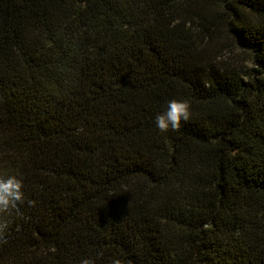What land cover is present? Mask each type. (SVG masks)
Returning a JSON list of instances; mask_svg holds the SVG:
<instances>
[{
  "label": "trees",
  "instance_id": "obj_1",
  "mask_svg": "<svg viewBox=\"0 0 264 264\" xmlns=\"http://www.w3.org/2000/svg\"><path fill=\"white\" fill-rule=\"evenodd\" d=\"M10 174L0 264H264V0H0Z\"/></svg>",
  "mask_w": 264,
  "mask_h": 264
},
{
  "label": "clouds",
  "instance_id": "obj_2",
  "mask_svg": "<svg viewBox=\"0 0 264 264\" xmlns=\"http://www.w3.org/2000/svg\"><path fill=\"white\" fill-rule=\"evenodd\" d=\"M189 115V103L186 99H170L165 109L155 115L154 126L161 132L169 129L175 131L181 128L182 121L189 120ZM22 197V180L17 175L0 176V213L15 208ZM80 264H93V262L90 258H84L81 259ZM112 264H120V262L113 260Z\"/></svg>",
  "mask_w": 264,
  "mask_h": 264
},
{
  "label": "rangeland",
  "instance_id": "obj_3",
  "mask_svg": "<svg viewBox=\"0 0 264 264\" xmlns=\"http://www.w3.org/2000/svg\"><path fill=\"white\" fill-rule=\"evenodd\" d=\"M234 51L235 52H237L238 54L240 53V50L239 49H236V48H234ZM241 55H242V57L243 58H241L243 61H245V62H247L248 63V56L245 54V53H241Z\"/></svg>",
  "mask_w": 264,
  "mask_h": 264
}]
</instances>
